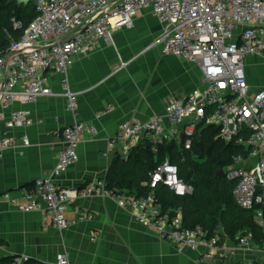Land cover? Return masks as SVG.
<instances>
[{"label": "built area", "instance_id": "2783aa9c", "mask_svg": "<svg viewBox=\"0 0 264 264\" xmlns=\"http://www.w3.org/2000/svg\"><path fill=\"white\" fill-rule=\"evenodd\" d=\"M35 16L23 27L12 19L14 29L22 34L0 51V158L10 149L30 145L28 136L8 135L15 129L32 124L27 106L41 97L61 96L66 109L77 115V94L70 88L69 69L72 57L92 50L98 40L112 42L115 30L130 28L138 12L148 9L161 24L154 44L164 55H170L198 65L201 86L182 99L168 102L162 114L144 120H124L115 134L106 140V152L117 148L129 156L139 140L150 143L156 155L165 139L180 140L185 136L184 149L189 150L196 128L202 122L219 128L225 141L242 144L247 155L233 157L224 170V177L234 182L232 191L236 205L253 215L262 236L255 240L250 230L242 231L236 245L250 246L258 242L259 258L264 264V85L251 92L244 60L248 56L264 57V0H28ZM121 62L115 71L125 67ZM114 71V72H115ZM59 76L61 91L53 92L49 74ZM18 104L19 107H13ZM166 122L169 127H166ZM168 131L169 134L164 135ZM97 128L89 122L75 121L59 130L62 147L51 173L37 178L22 199L0 197L21 212L43 211V228L64 230L77 222L89 221L88 212L67 214V206L78 198L102 196L114 199L121 210L150 230L160 240L174 244L178 250H205L199 264H217L224 256L234 255V249L220 242L217 232L210 233L201 225L186 228L182 210L164 209L156 195L159 185L173 194L187 196L193 187L178 176V168L168 157L148 173L145 195H128L116 186L97 180L80 187H61L56 178L78 160V146L84 137H93ZM0 264H73L65 252L53 262H40L21 255L12 256ZM240 264V263H234ZM251 264V263H248Z\"/></svg>", "mask_w": 264, "mask_h": 264}, {"label": "crops", "instance_id": "0c3cea01", "mask_svg": "<svg viewBox=\"0 0 264 264\" xmlns=\"http://www.w3.org/2000/svg\"><path fill=\"white\" fill-rule=\"evenodd\" d=\"M160 32L157 18L143 9L136 14L132 27L113 32L111 43L98 40L91 51L72 57L69 82L77 94L76 117L66 109L61 96L41 97L27 106L32 124L7 134L25 133L30 145L6 150L0 158V196L7 193L11 199H22L37 178L48 176L62 147L58 132L75 121L92 123L98 132L83 138L77 162L62 172L56 183L80 187L97 180L106 182L114 159L122 163L128 159L119 148L106 152V140L120 123L162 114L168 102L180 100L201 86L198 65L164 55L160 45L153 43ZM121 62L127 65L115 71ZM244 70L251 92L264 85V57L248 56ZM49 82L53 92L61 91L56 73L49 74ZM3 132L0 123V137ZM123 190L128 195L137 194L133 189ZM76 211L88 212L93 219L64 230L43 228V211L21 212L0 197V260L25 255L51 263L57 254L65 252L73 264H199V255L205 250L203 246L178 250L171 242L160 240L112 198L75 199L68 204L67 214L75 216ZM217 229L220 242L234 249V255L224 256L217 264L257 263L258 242L239 246L222 227Z\"/></svg>", "mask_w": 264, "mask_h": 264}, {"label": "trees", "instance_id": "16d2710c", "mask_svg": "<svg viewBox=\"0 0 264 264\" xmlns=\"http://www.w3.org/2000/svg\"><path fill=\"white\" fill-rule=\"evenodd\" d=\"M34 16V6L30 2L0 0V51H5L10 44L4 29L10 32L14 40H18L22 34V28H13L12 19L21 21L26 27ZM184 140L183 134L178 142L165 139L156 155L150 151V143L144 140L141 146L131 151L125 163L114 159L106 178L107 185L120 190L133 189L137 196L145 195L148 187L142 183L147 182L148 173L168 157L177 166L178 176L193 187V192L178 196L159 185L155 192L164 209L180 207L186 228L199 224L214 233L221 225L222 231L232 240L244 230L252 231L255 240L259 239L262 235L254 224L252 213L240 209L234 201V182L216 176L219 170H225L232 164L234 156H246L245 147L234 140L225 142L219 136L217 126L204 122L197 126L189 150L184 149ZM181 151L184 161L179 155Z\"/></svg>", "mask_w": 264, "mask_h": 264}, {"label": "water", "instance_id": "95a60500", "mask_svg": "<svg viewBox=\"0 0 264 264\" xmlns=\"http://www.w3.org/2000/svg\"><path fill=\"white\" fill-rule=\"evenodd\" d=\"M16 1L19 2V3H21V2L27 3V2H28V0H16ZM167 134H169L168 131H165V132H164V135H167ZM183 154H184V153H183L182 151L179 153V155L181 156L182 161H184ZM216 176L224 177V170H222V169L219 170V171L217 172ZM220 227H221V225L218 226V228H220Z\"/></svg>", "mask_w": 264, "mask_h": 264}]
</instances>
